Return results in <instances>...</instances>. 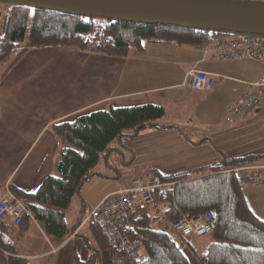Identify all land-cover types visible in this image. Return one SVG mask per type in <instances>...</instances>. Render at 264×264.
<instances>
[{"label":"crops","instance_id":"obj_1","mask_svg":"<svg viewBox=\"0 0 264 264\" xmlns=\"http://www.w3.org/2000/svg\"><path fill=\"white\" fill-rule=\"evenodd\" d=\"M143 46V51L130 49L126 56L33 48L17 61L0 81V196L10 186L33 192L54 172L60 143L51 124L110 106L162 105L167 114L159 122L171 127L147 128L125 139L123 146L118 142L120 149H114L102 167L99 161L96 176L85 183L97 176L109 180L110 189L101 197L121 187L118 173L100 170L112 169V156L122 149L131 155L130 165L139 170L123 186L144 172L169 174L225 158L264 155V104L243 115L229 113L231 105L264 75L262 61L215 58L209 47L159 42ZM191 69L212 76V88L190 91L185 87ZM243 193L253 213L264 220V184L245 186ZM79 196L65 214L71 229L66 239L57 242L32 220L18 241V254L32 264H99L95 227L87 222L72 235L89 203L87 195ZM71 212H76L74 224ZM0 264H7L1 251ZM191 264H200L198 256L191 257Z\"/></svg>","mask_w":264,"mask_h":264},{"label":"trees","instance_id":"obj_2","mask_svg":"<svg viewBox=\"0 0 264 264\" xmlns=\"http://www.w3.org/2000/svg\"><path fill=\"white\" fill-rule=\"evenodd\" d=\"M3 13L0 81L33 48L65 47L126 56L130 49L143 51L144 42L205 49L216 35L230 33L85 16L16 1ZM165 114L164 106L154 103L110 106L80 114L72 121L51 124L60 143L54 172L33 192L9 187L14 197L22 201L27 213L18 224H14L11 217L0 221V251L6 253L7 264H32L27 257L18 254V241L32 220L40 222L45 233L57 242L66 239L71 232L66 211L75 196L80 195L82 186L97 174L95 166L100 159H107L118 149L114 143L122 144L123 139L133 138L144 129L171 127L159 122ZM262 159L264 155L248 154L169 174L154 171L163 180H175L176 184L171 191L157 195V204L162 207L159 215L152 213V207L138 208L142 217L135 221V230L145 242L147 258L129 264H191V254L198 256L200 264H264V220L247 204L236 176L226 171L234 165ZM206 211L211 215L212 227L206 235L200 236V252L191 239L166 230L165 224L170 225L185 214ZM82 219L72 231L80 227ZM89 223L97 230L99 264H111L106 241L96 225Z\"/></svg>","mask_w":264,"mask_h":264},{"label":"built area","instance_id":"obj_3","mask_svg":"<svg viewBox=\"0 0 264 264\" xmlns=\"http://www.w3.org/2000/svg\"><path fill=\"white\" fill-rule=\"evenodd\" d=\"M4 13L0 10V39L2 37ZM215 58L243 59L253 58L264 63V34L230 32L218 34L210 47ZM214 78L201 69L187 71L183 85L190 91H207L212 88ZM264 104V75L252 83L249 91L241 95L230 107L229 113L243 115L247 111ZM242 186L264 184V159L234 165L228 169ZM175 180H163L153 172H144L133 178L130 184L120 187L103 196L82 219L79 226L92 222L105 239L112 264L143 262L147 249L141 235L136 232V222L141 220L139 207L151 208L157 204V195L171 191ZM27 213L24 204L16 199L7 187L0 196V221L5 217L13 218L18 224ZM136 221V222H135ZM171 229L193 240L211 230L209 212L185 214L173 221ZM77 230L73 231L72 235Z\"/></svg>","mask_w":264,"mask_h":264},{"label":"water","instance_id":"obj_4","mask_svg":"<svg viewBox=\"0 0 264 264\" xmlns=\"http://www.w3.org/2000/svg\"><path fill=\"white\" fill-rule=\"evenodd\" d=\"M5 1V0H0ZM107 19L264 34V2L249 0H14Z\"/></svg>","mask_w":264,"mask_h":264},{"label":"rangeland","instance_id":"obj_5","mask_svg":"<svg viewBox=\"0 0 264 264\" xmlns=\"http://www.w3.org/2000/svg\"><path fill=\"white\" fill-rule=\"evenodd\" d=\"M14 3V0H5V1H0V10L2 12H4L6 10L7 7H9L11 4ZM30 16H29V22H30ZM167 114V112H166ZM124 141V139H123ZM114 146H116L118 149H120V145L118 142L114 143ZM123 154H125V158H122L123 157ZM126 152L124 151V149L121 150V153H118V152H115V155L112 156V162H114V164H112L114 167L112 169H108V168H105L103 170H100L101 173H104V174H113V175H116V173H118V176L119 179H117L118 181L122 180L123 182L121 183V187L125 184L128 183V179L131 178L133 175H135L139 170L137 169L136 166L134 165H130V162H131V155L128 154L126 156ZM126 157H127V160H126ZM124 160L126 161V163H124ZM130 161V162H129ZM105 164V159L104 158H101L100 159V163H99V167H102L103 165ZM126 164V165H124ZM96 168V166H95ZM117 171V172H116ZM96 176V175H95ZM133 180V179H132ZM131 180V181H132ZM130 181V183H131ZM129 183V184H130ZM107 189H110V181L109 180H105V179H102L100 177H94L93 180H91L89 183L85 184L81 190V194H83L85 197L88 196V205H87V209L85 211V214H82V218H84L88 211H89V207H92L94 204H96L99 200V198L101 197V195L107 190ZM87 195V196H86ZM105 195V194H104ZM75 197H78V196H75ZM80 197V196H79ZM78 197V199H79ZM103 197V196H102ZM101 197V198H102ZM81 198V197H80ZM100 198V199H101ZM75 199V198H74ZM94 200H98L96 203L94 202ZM74 205V201L72 202L71 206L69 208H72ZM162 209L161 205H155L151 208L152 210V213L154 215H159V211ZM67 215H69V213H67ZM79 216V215H78ZM80 216V217H81ZM70 219L73 221V224L76 222V212H71L70 213ZM166 225V230L171 233L172 235H177L178 233L176 232H173L170 228V225L168 224H165ZM197 238V237H196ZM196 238H193L192 242H194V244H197L196 245V248H197V251L200 252V245H199V242L200 241V238L196 239ZM197 241V242H196ZM191 257H195V255H192L191 254Z\"/></svg>","mask_w":264,"mask_h":264},{"label":"bare ground","instance_id":"obj_6","mask_svg":"<svg viewBox=\"0 0 264 264\" xmlns=\"http://www.w3.org/2000/svg\"><path fill=\"white\" fill-rule=\"evenodd\" d=\"M17 199V198H16ZM22 202V201H21ZM26 208V207H25ZM5 220V219H4ZM2 222V221H1ZM89 223V222H88ZM100 231V230H99ZM75 235V234H74ZM206 235V234H205ZM105 240V239H104ZM108 246V245H107ZM112 264V263H111Z\"/></svg>","mask_w":264,"mask_h":264}]
</instances>
